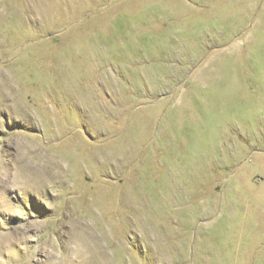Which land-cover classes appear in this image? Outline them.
<instances>
[{
  "label": "rangeland",
  "instance_id": "rangeland-1",
  "mask_svg": "<svg viewBox=\"0 0 264 264\" xmlns=\"http://www.w3.org/2000/svg\"><path fill=\"white\" fill-rule=\"evenodd\" d=\"M0 264H264V0H0Z\"/></svg>",
  "mask_w": 264,
  "mask_h": 264
}]
</instances>
